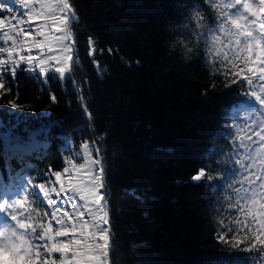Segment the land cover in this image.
<instances>
[{
	"label": "trees",
	"instance_id": "1",
	"mask_svg": "<svg viewBox=\"0 0 264 264\" xmlns=\"http://www.w3.org/2000/svg\"><path fill=\"white\" fill-rule=\"evenodd\" d=\"M197 2L205 5L201 12L213 25L206 0ZM69 3L77 17L71 31L79 60L72 78L34 76L23 65L14 78L5 76L11 91L0 97V195L8 182L9 196L28 179L47 184V178L54 179L48 174L68 166L66 160L75 159L84 142L103 145L93 158L105 168L109 243L115 249L108 264H252L256 250L243 251L247 241L235 246L245 235L239 230L243 223L237 224L244 214L229 211L237 198L226 189L234 183L231 168L239 158L235 142L245 140L251 124L242 123L253 108L242 92L256 90H238L232 83L244 65L233 61L238 67L224 72L231 65L217 62L209 68L202 48L187 61L169 51L167 42L177 32L195 27L182 11L190 0ZM9 7L12 15L26 12L20 4ZM92 48L97 51L90 58ZM13 99L24 106L14 110L19 116L5 111ZM32 133H38L35 145ZM201 168L205 178L193 180ZM38 210L46 211L43 203Z\"/></svg>",
	"mask_w": 264,
	"mask_h": 264
},
{
	"label": "snow or ice",
	"instance_id": "2",
	"mask_svg": "<svg viewBox=\"0 0 264 264\" xmlns=\"http://www.w3.org/2000/svg\"><path fill=\"white\" fill-rule=\"evenodd\" d=\"M10 3L22 5L26 9L24 16L12 15ZM206 5L215 23L205 25L203 34L220 32L224 37L213 67L217 62L221 66L227 62L231 68H222L227 72L238 67L233 61H239L244 67L235 73L239 79L232 83L238 90L256 89L242 92V97L253 105L242 123L248 125L250 120L251 124L245 140L235 142V156L239 158L234 159L231 168L234 183L226 184L237 198L236 203L229 204V211L244 214V220L237 224L243 223L239 230L245 235L235 246L240 248L247 241L243 251L251 254L256 250L252 260L256 264L257 259H264L260 256L264 253V0H206ZM204 6L190 0L182 11L189 13L196 26ZM4 13L11 18H0V44L4 45L0 46V97L11 91L5 86V76L14 78L21 65L34 76L51 73L60 80L72 78L79 60L74 59L78 50L71 31L77 17L69 0H0V16ZM96 51L92 48L89 57ZM93 63L99 75L98 62ZM73 91L79 92L75 84ZM50 99L56 102L55 95ZM78 99L83 107V97ZM8 104L10 109L5 111L12 110L19 116L20 112L14 110L24 106L15 99ZM83 110L91 121V113L86 107ZM9 127L14 129L16 125ZM37 135L30 134L34 145ZM78 147L80 151L73 153L75 159L66 160L68 166L48 174L54 179L47 178V184L34 185L28 179L26 187L14 195H0V264H108L115 249L109 243L105 168L101 159L93 158L103 145L84 142ZM205 175L201 168L193 180L200 181ZM238 176L243 179L237 180ZM41 203L46 208L42 214L38 210ZM233 230L236 229H230Z\"/></svg>",
	"mask_w": 264,
	"mask_h": 264
},
{
	"label": "clouds",
	"instance_id": "3",
	"mask_svg": "<svg viewBox=\"0 0 264 264\" xmlns=\"http://www.w3.org/2000/svg\"><path fill=\"white\" fill-rule=\"evenodd\" d=\"M201 20L194 28L188 25V33L180 34L177 32L167 46L170 52H179L187 61L192 58V54L198 48H202L205 52V58L208 60L209 68L213 67V61L217 58V54L221 49V43L224 39L220 32L210 33L207 36L203 34L205 25H208L202 12L199 13Z\"/></svg>",
	"mask_w": 264,
	"mask_h": 264
},
{
	"label": "rangeland",
	"instance_id": "4",
	"mask_svg": "<svg viewBox=\"0 0 264 264\" xmlns=\"http://www.w3.org/2000/svg\"><path fill=\"white\" fill-rule=\"evenodd\" d=\"M6 185H8L9 187H11L10 183H6ZM1 186V185H0ZM20 190V188H18L16 191ZM15 191V190H14Z\"/></svg>",
	"mask_w": 264,
	"mask_h": 264
}]
</instances>
